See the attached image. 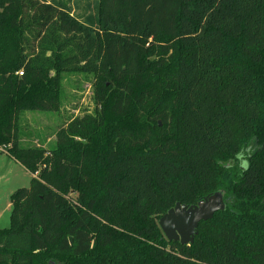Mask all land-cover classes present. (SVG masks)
Segmentation results:
<instances>
[{"label": "trees", "instance_id": "1", "mask_svg": "<svg viewBox=\"0 0 264 264\" xmlns=\"http://www.w3.org/2000/svg\"><path fill=\"white\" fill-rule=\"evenodd\" d=\"M96 16L0 0V151L32 176L0 264H264V0H97ZM67 73L93 76L94 114L21 146V115L57 112ZM248 145L247 170L219 165ZM216 192L192 244L166 240L162 215Z\"/></svg>", "mask_w": 264, "mask_h": 264}, {"label": "rangeland", "instance_id": "2", "mask_svg": "<svg viewBox=\"0 0 264 264\" xmlns=\"http://www.w3.org/2000/svg\"><path fill=\"white\" fill-rule=\"evenodd\" d=\"M59 4L73 18L90 29H98L97 0H44ZM94 78L83 73L62 75L60 108L57 112H27L20 117V145L49 149L54 146L55 134L59 126L74 118L93 115L95 103L93 96ZM158 124H161L158 121ZM251 146H245L234 158L221 159L219 165L235 172L247 160ZM31 175L21 165L0 152V229L9 226L10 196L18 189L28 188ZM75 198V197H73Z\"/></svg>", "mask_w": 264, "mask_h": 264}, {"label": "water", "instance_id": "3", "mask_svg": "<svg viewBox=\"0 0 264 264\" xmlns=\"http://www.w3.org/2000/svg\"><path fill=\"white\" fill-rule=\"evenodd\" d=\"M224 209L223 194L216 192L205 197L196 205L175 204L159 218L158 226L167 241L190 245L197 235L199 223L210 220L216 212Z\"/></svg>", "mask_w": 264, "mask_h": 264}, {"label": "clouds", "instance_id": "4", "mask_svg": "<svg viewBox=\"0 0 264 264\" xmlns=\"http://www.w3.org/2000/svg\"><path fill=\"white\" fill-rule=\"evenodd\" d=\"M242 166H243L244 170H247L250 167V164L248 163L247 160H244Z\"/></svg>", "mask_w": 264, "mask_h": 264}, {"label": "built area", "instance_id": "5", "mask_svg": "<svg viewBox=\"0 0 264 264\" xmlns=\"http://www.w3.org/2000/svg\"><path fill=\"white\" fill-rule=\"evenodd\" d=\"M18 75H21V73H18Z\"/></svg>", "mask_w": 264, "mask_h": 264}, {"label": "crops", "instance_id": "6", "mask_svg": "<svg viewBox=\"0 0 264 264\" xmlns=\"http://www.w3.org/2000/svg\"><path fill=\"white\" fill-rule=\"evenodd\" d=\"M0 152H2V151H0ZM10 206V205H9Z\"/></svg>", "mask_w": 264, "mask_h": 264}]
</instances>
